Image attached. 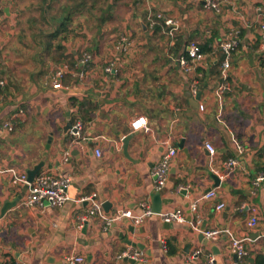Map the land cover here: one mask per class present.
<instances>
[{"label": "crops", "instance_id": "0c3cea01", "mask_svg": "<svg viewBox=\"0 0 264 264\" xmlns=\"http://www.w3.org/2000/svg\"><path fill=\"white\" fill-rule=\"evenodd\" d=\"M22 1L0 0V23L8 28L0 35V167L27 173L44 161L41 169L70 177V199L26 207L25 185L0 172V211L21 195L0 216V264H70L69 255L84 257L77 264H132L119 257L128 247L144 253L146 260L135 264H206L208 254L214 264H256L259 257L264 264V181H256L264 172V0H217L216 9L204 0H109L94 32L82 20L81 39L67 34L55 43L47 36L42 49L23 58L9 51ZM157 14L177 23L172 35L154 33L151 21L145 23ZM51 27L55 32L54 22ZM231 33L238 46L224 68L219 41ZM179 36L208 43L194 71L178 65L185 45L176 50ZM59 69L62 88L53 86ZM138 115L146 116L148 129L132 130ZM69 121L81 124L79 133L64 130ZM130 133L125 150L122 138ZM169 146L176 153L155 199L152 168ZM230 159L236 163L227 168ZM209 188L215 192L210 198ZM93 199L104 215L138 214L143 203L161 211L140 224L128 217L106 224L87 215ZM176 209L184 221L162 219L160 213ZM252 216L257 222L250 227ZM213 229L244 238L247 256L234 257L227 232L207 244L198 238ZM199 248L202 253L190 259Z\"/></svg>", "mask_w": 264, "mask_h": 264}, {"label": "built area", "instance_id": "2783aa9c", "mask_svg": "<svg viewBox=\"0 0 264 264\" xmlns=\"http://www.w3.org/2000/svg\"><path fill=\"white\" fill-rule=\"evenodd\" d=\"M205 7L208 8H217V0H204ZM157 17L162 18L164 20L165 25L169 27L168 33L170 35L173 34V31L177 29L178 25L172 18H165L161 14H157ZM264 29V25H262ZM123 40H126L125 37H122ZM237 35L236 33H231L230 36L225 39L219 41V48L225 54L224 60L222 63V67L226 68L229 66V56L232 49L237 46ZM185 53L177 57L178 65L185 72L194 71L197 69L201 61L204 59V53L201 50L199 43L197 42H189L185 48ZM89 58L88 55L85 56V60ZM107 71L111 72L112 67L108 66L106 68ZM199 73V72H198ZM200 74V73H199ZM64 75V71L59 69L55 72V80L53 82V86L56 88H62L63 85L61 83V79ZM194 92L196 91L195 86L193 87ZM76 128L74 133H79V129L81 128V124L77 122L73 125ZM130 126L132 130L138 129H148L147 118L145 115L136 116L131 122ZM4 128L11 130L13 127L12 122L4 123ZM206 147L210 152L214 151V147L211 143H206ZM176 153V149L174 147L169 146L168 149L162 154L161 158L155 163L152 168V174L155 178V188L156 190H161L168 179L169 169L171 165V161ZM96 154L100 155V151L96 150ZM236 160L230 159L227 161V168H231L235 165ZM0 172H8L11 175V181L13 184H23L27 185L26 189V197L24 200V205L26 207L32 206H50L56 207L61 206L69 197V187L71 185L70 177L68 176H55L49 168L41 169L36 176L33 178L31 182L27 180V173L24 171H19L13 167L3 168L0 167ZM257 183L260 181H264V172L260 173L256 178ZM215 195L214 191H209L205 194V197H213ZM142 210L138 214L131 213L129 210H123L117 212L113 215H104L101 207V203L95 199L92 200L90 207L88 208L87 215L88 216H100L106 224H110L113 221H118L122 217H128L132 221L133 224H140L146 216L154 214L151 210L150 206L146 203L141 205ZM224 207L223 202H219L216 205L217 209H222ZM190 210L195 212L196 205H190ZM162 219L167 222L171 221H184V213L181 209H176L173 211H168L164 213H160ZM257 222L256 216H252L248 225L253 227ZM221 232H227V230L213 229L209 231H203L204 236L208 240H215ZM230 247L233 253L237 254V257L243 258L247 256L248 252L244 246V238H237L230 234ZM202 253V249H196L193 251L189 258L196 259V257ZM119 257H129L135 259L136 261H145L146 258L144 253L137 249L128 247L124 249ZM70 264L81 263L84 260V257L81 255H69L65 259ZM20 264H27L26 262H21ZM206 264H214V256L212 254H208L206 259Z\"/></svg>", "mask_w": 264, "mask_h": 264}, {"label": "rangeland", "instance_id": "374dc122", "mask_svg": "<svg viewBox=\"0 0 264 264\" xmlns=\"http://www.w3.org/2000/svg\"><path fill=\"white\" fill-rule=\"evenodd\" d=\"M79 1H82L84 5L78 6L76 10L80 11L82 15L74 16L72 23L68 27L72 33L68 32V35L75 34L77 39H81L83 33L79 28V23L82 20L86 25L87 31L94 32L100 21L101 11H103L104 7H106V2L104 0H99L92 6H90L92 4L91 0H48L47 2H44V4H41L39 0H33V2L24 0L22 1V4L19 3V6L24 4L23 10L21 12L22 14L13 20L14 22L11 24V29L14 31L10 39L11 48L9 51H11L14 56H21L23 58L27 55L30 56L35 51L42 49H39V47H42L43 43H45L43 42L44 38L48 36L46 39H49V36L52 34L51 26L54 21L50 19V17L57 15L60 12L59 6L63 5L64 3L74 6ZM27 3H29V5H26ZM102 15L105 16L104 14ZM4 24L2 22L0 23V35H2V37H6L5 35L8 33V28ZM33 27L36 28L33 29ZM123 37L126 38L125 35H123ZM53 39L55 43L60 42L61 40L59 35ZM37 41H39V44H37ZM55 48L57 53L61 52V45L58 44L55 46ZM0 75L1 79L2 73H0Z\"/></svg>", "mask_w": 264, "mask_h": 264}, {"label": "trees", "instance_id": "16d2710c", "mask_svg": "<svg viewBox=\"0 0 264 264\" xmlns=\"http://www.w3.org/2000/svg\"><path fill=\"white\" fill-rule=\"evenodd\" d=\"M41 1H42V3H44V2H47L48 0H41ZM97 1H99V0H91L92 4L90 6H92L94 3H97ZM101 1H103V0H101ZM104 1L106 2V8L107 9L111 8V3H109V0H104ZM170 1L176 2L179 0H170ZM82 4H83V2L79 1L78 3H76V5H74L72 8H70V5L68 3H66V4L64 3L63 5H61L60 12L57 15L50 17V19H52L56 25V31L50 35L51 38H54V36L59 35V37L61 39H66V36L69 32L68 27L72 23L74 16H75L74 12H76L77 7L82 6ZM90 9H91V7H90ZM102 19L106 20L107 18L104 16ZM150 21L152 24V28L154 29V33H156L157 31H161V30L168 32L169 27L167 25H165L164 20L162 18L157 17V15H153L152 17H150L149 20H146L145 23L148 25L150 23ZM183 42H184V40H183L182 36L181 37L179 36L178 38H176L175 45H174V47H177L176 50H178L180 48L177 45H181V44H183ZM189 42L188 41H186V43L184 42L185 45L183 47V50H181V52L179 53L180 55L185 53V51H186L185 48ZM199 45L201 47L202 52H205L209 49L207 42L203 43V44H199ZM237 46H238V44H237ZM224 56H225V54L222 52L220 58H222ZM262 262H263L262 257H259V259H257V261H256V264H262Z\"/></svg>", "mask_w": 264, "mask_h": 264}, {"label": "water", "instance_id": "95a60500", "mask_svg": "<svg viewBox=\"0 0 264 264\" xmlns=\"http://www.w3.org/2000/svg\"><path fill=\"white\" fill-rule=\"evenodd\" d=\"M68 129L72 130L73 132L76 131V128L73 126L72 122H70V121L66 123V127L64 128V130H68ZM131 137H132V134L130 133V134H128V135H126L125 137L122 138V141H123V143H124L123 148H124L125 150L127 149V143H128V141H129V139H130ZM43 165H44V161H40V162H38L36 165H34L32 168H30V169L27 170V180H28V182H31V181L33 180V178L36 176V174L39 172V170L43 167ZM212 178L214 179L215 184L218 185L219 182H220L218 176L215 175V174H212ZM24 189H27V185H25ZM155 190H156V189H155ZM209 191H211V188H209V189L206 190V192H209ZM153 196H154L155 199H157L156 197L159 196V190H156V192L154 193ZM20 198H21V195H20L17 199H15V200H13V201H5V202L3 203V206L1 207L0 216H1V217L4 216V215L6 214V212H7L9 209H11V208H13L14 206H16V203H17V201H18ZM108 204H109V203H103V208H104L105 211H108V210H107V206H108ZM151 210H152L153 212H155V213H158V212L161 211V208H160V206H156V205H155ZM198 238H199L204 244H207L208 241H209V240L204 236L203 232H200V234L198 235ZM127 243H128V244H131L132 246H136V247H138V248H140V249H143V246H142L141 244H136V243H132V242H127ZM212 248L215 249L214 246H212ZM234 257H237V254H236V253L234 254ZM124 260H127V261H129L130 263H132V264H135V263H136V260H135V259H132V258H129V257H125Z\"/></svg>", "mask_w": 264, "mask_h": 264}]
</instances>
